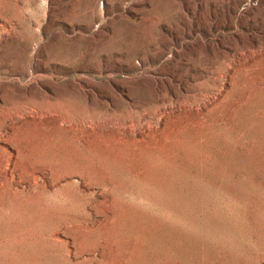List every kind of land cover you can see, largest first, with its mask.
<instances>
[{"label": "rangeland", "instance_id": "1", "mask_svg": "<svg viewBox=\"0 0 264 264\" xmlns=\"http://www.w3.org/2000/svg\"><path fill=\"white\" fill-rule=\"evenodd\" d=\"M45 1L0 0V264H264V0Z\"/></svg>", "mask_w": 264, "mask_h": 264}, {"label": "bare ground", "instance_id": "2", "mask_svg": "<svg viewBox=\"0 0 264 264\" xmlns=\"http://www.w3.org/2000/svg\"><path fill=\"white\" fill-rule=\"evenodd\" d=\"M52 1L53 0H46L45 1V3H43V7H44V9H45V16H48V14H49V11H51L52 10ZM90 11V10H89ZM101 11L102 12H105V10L104 9H101ZM14 18V17H13ZM18 20V19H17ZM8 21H6V22H3V24H4V26L6 27V26H9L10 27V31H12V30H15V29H13V26H12V24L11 23H7ZM162 22V19H159V23H161ZM215 25H217V24H215ZM3 25H2V28L1 29H3V31L5 30V28H3L4 27ZM191 30V29H190ZM190 30H188V35L189 34H191V31ZM195 30L196 31H199V28H197V27H195ZM2 32V31H1ZM5 32V31H4ZM40 32V31H39ZM10 33V32H9ZM8 34V33H7ZM1 35V34H0ZM177 38H178V36H177ZM2 39H0V41H1ZM3 41V40H2ZM1 41V42H2ZM37 46V48L40 46L39 44H36ZM22 47V46H21ZM35 47V48H36ZM29 49V48H28ZM37 50H39V49H35V51H37ZM36 54H37V52H36ZM34 56H32V58H33ZM37 57V56H36ZM40 57V56H39ZM31 60V59H30ZM29 63V62H28ZM31 63V62H30ZM20 65V64H19ZM21 65H23V64H21ZM27 65H29V64H27ZM37 68H40L39 66H37ZM25 68H23V67H21L19 70H16V71H14V73H16V74H18V75H21L22 77H24V79H26L27 77H29V78H33V74H34V72H31L30 70H28V71H26V70H24ZM29 69V68H28ZM11 71V70H10ZM13 71V70H12ZM41 71H42V69H41ZM39 72V71H38ZM11 73V72H10ZM13 73V72H12ZM36 73V72H35ZM15 76V75H14ZM18 79V78H17ZM28 79V78H27ZM40 80H41V78H40ZM17 81H19V83L21 82V80L20 79H18ZM39 85H37L36 86V89H33L32 88V90H23V91H21L20 93H22V100H23V103H24V106L25 107H23V108H20V107H14L13 109H11V112L12 113H10V124L11 123H13V122H15V120H19V119H21L23 116H26V115H28V111L25 109V108H27L26 106L27 105H30V102L31 101H33V102H36V104H38L37 103V101L38 100H51L52 98H51V96H48L49 94H47L46 92H43L42 91V89L41 88H44L45 87V84H42L41 85V88H39V90H38V87ZM18 96V95H17ZM36 106V105H35ZM37 108H38V106H37ZM24 110V111H23ZM27 111V112H26ZM36 115H38V116H40L41 115V113L40 112H38ZM13 126V125H12ZM1 140V139H0ZM3 149V148H2ZM11 157V156H10ZM13 158V157H12ZM5 159V158H4ZM14 163V162H13Z\"/></svg>", "mask_w": 264, "mask_h": 264}]
</instances>
